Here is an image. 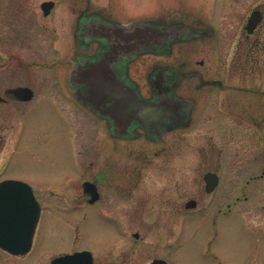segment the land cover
I'll use <instances>...</instances> for the list:
<instances>
[{
    "label": "flooded vegetation",
    "instance_id": "af4514ba",
    "mask_svg": "<svg viewBox=\"0 0 264 264\" xmlns=\"http://www.w3.org/2000/svg\"><path fill=\"white\" fill-rule=\"evenodd\" d=\"M117 2L112 8L101 6L53 17L48 26L54 37L49 63L37 58V14L0 17V148L6 144L8 130L14 136L10 148L16 144L15 132H21L38 100L45 99L51 113L65 123L66 152L71 159L68 187L59 191L47 188L39 194L32 188L40 215L46 206L44 192L62 200L61 209L72 215L86 218L98 213L112 218L120 225V234L118 213H186L200 208L201 196L188 198L195 206L187 207L179 178L170 183V175L182 169L180 155L193 121L209 126L214 135L225 136L220 137L221 146L212 136L210 142L196 147L201 155L206 151L210 155L199 173L205 194L217 191L224 166L234 163L241 166L239 175H246L241 190L244 199L248 184L257 182L264 187V0ZM137 19L152 25L178 24L189 31L166 46L126 55L113 69L116 78L135 87L142 98L183 102L168 123L153 133L136 120L118 125L95 112L78 98L81 85L69 77L75 65L95 59L108 48L105 37L91 35V23L116 25ZM69 49L72 53L67 55ZM46 64L53 77H37V67ZM11 117L17 118L15 127L8 121ZM154 171L161 172L169 183H146ZM206 173L217 176V184L209 192L205 191ZM130 235L135 242L139 238L137 230Z\"/></svg>",
    "mask_w": 264,
    "mask_h": 264
},
{
    "label": "rangeland",
    "instance_id": "374dc122",
    "mask_svg": "<svg viewBox=\"0 0 264 264\" xmlns=\"http://www.w3.org/2000/svg\"><path fill=\"white\" fill-rule=\"evenodd\" d=\"M42 1L0 0V17L37 14L40 20L37 58L41 62L53 60L51 40L54 37L48 27L53 17L75 15L84 9L99 10L101 6L112 8L118 3L117 0H53L55 6L49 15L44 16L40 9ZM175 1L168 0V3L176 4ZM71 53L69 49L67 55ZM37 77H53L52 68L47 64L37 67ZM8 121L14 127L17 124L16 117ZM64 126V121L51 113L45 99L38 100L25 118L21 132L19 129V134L15 132L18 141L11 148L13 133L8 130L5 135L6 144L0 148V178L23 180L37 194L47 188L65 190L71 159L66 152L68 141ZM212 136L221 146V138L225 137L222 133L214 135L209 126L195 125L193 121L180 155L182 169L174 176L170 175V183L179 178L183 185V199L201 196L200 208L186 213H118L123 231L120 234L121 227L112 218L98 213H89L86 218L81 214L72 215L61 209L62 200L44 192L41 196L46 206L40 215L30 251L15 256L0 249V264H49L53 256L81 249L91 251L94 264H149L156 257L165 258L170 264H264L263 184H248L244 199L241 190L246 175H239L241 166L234 163L224 166L217 191L212 195L205 194L199 173L208 165L210 155L207 151L201 155L196 147L201 142H210ZM224 155V158L228 157L225 149ZM203 158L207 161L204 162ZM3 161L5 165L1 171ZM146 183L161 185L169 181L163 179L161 172L154 171L146 178ZM236 196L240 199L236 200ZM228 203L230 210L227 209ZM106 213L113 215V212ZM136 230L139 238L135 242L130 233Z\"/></svg>",
    "mask_w": 264,
    "mask_h": 264
},
{
    "label": "water",
    "instance_id": "95a60500",
    "mask_svg": "<svg viewBox=\"0 0 264 264\" xmlns=\"http://www.w3.org/2000/svg\"><path fill=\"white\" fill-rule=\"evenodd\" d=\"M53 4L51 0L40 4L44 15L49 13ZM89 29L91 35L105 37L108 48L95 59H87L71 69L70 79L82 88L78 98L95 112L110 117L118 125L136 120L148 131H158L168 123L183 102L177 98L171 102L164 98H142L135 87L120 82L113 74V69L124 56L155 46H166L181 35L189 34V31L178 24L152 25L144 19L116 25L91 23ZM189 118L190 115L188 122ZM204 180L205 190L211 191L217 183V176L206 173ZM186 205L193 207L195 202L188 200ZM39 210V204L29 184L15 179L0 181V247L16 255L26 253L31 247ZM92 262L91 252L81 250L57 255L49 264ZM149 264L168 263L162 258H154Z\"/></svg>",
    "mask_w": 264,
    "mask_h": 264
}]
</instances>
